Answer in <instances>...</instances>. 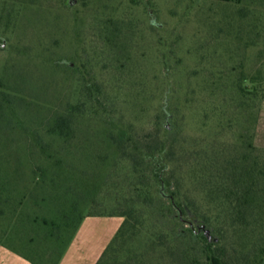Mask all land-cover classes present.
Wrapping results in <instances>:
<instances>
[{"label":"trees","instance_id":"trees-1","mask_svg":"<svg viewBox=\"0 0 264 264\" xmlns=\"http://www.w3.org/2000/svg\"><path fill=\"white\" fill-rule=\"evenodd\" d=\"M247 1L237 8L238 25L226 16L217 21L220 46L230 35L227 28L238 26L233 41L249 34L244 48L264 45V0ZM8 2L42 9L48 0H0L2 6ZM90 25L100 42L95 56L102 68L125 72L134 21L110 16ZM216 76L204 77L202 120H218L219 136L232 128L237 138L217 139L198 150L172 140L163 125L154 133L121 127L101 91L85 84L76 103L58 109L53 101L40 102L47 108L41 124L25 127L17 110L28 109L31 101L17 87L1 91L0 85V247L29 264H59L85 218L117 217L122 222L95 264H264V149L252 143L264 99V66L248 77L237 72L231 84L225 74ZM170 116L166 113L167 121ZM100 128L111 158L103 153L104 141L90 140ZM15 133L22 141L17 146L8 139ZM186 182L195 198L184 199ZM188 221L205 225L212 241L184 227Z\"/></svg>","mask_w":264,"mask_h":264},{"label":"rangeland","instance_id":"rangeland-1","mask_svg":"<svg viewBox=\"0 0 264 264\" xmlns=\"http://www.w3.org/2000/svg\"><path fill=\"white\" fill-rule=\"evenodd\" d=\"M84 1L88 9L81 0L72 7L64 6L61 0H48L47 7L42 9L21 8L10 2L5 6L0 4L1 91L17 87L26 101L38 103L35 110L30 109L36 107L33 102L25 104L28 109L17 110L16 118L21 125L41 124L47 111L41 104L43 101H53L58 109L67 103H76L80 85L85 84L92 86L93 91H101L102 100L106 99L108 110L113 112L114 120L121 127L130 125L135 131L154 133L163 125L167 136L190 150H198L217 139L235 142L238 131L234 134V129H226L231 133L219 136L218 120H202L199 101L207 94L205 76L225 74L231 84L237 72L242 71L248 77L254 75L257 68L263 69L264 45L244 48V41L251 37L249 34L244 36V41H233L239 26L227 28L230 35L223 45L218 44L222 34L215 39L216 30L221 26L217 21L223 16L237 20V8L247 0H239V4L235 0L229 3L216 0ZM208 15L212 24L206 19ZM110 16L133 20L137 30L131 61L125 63L128 69L123 68L122 74L112 68L103 69L95 56L100 42L95 39L90 23ZM236 24L238 20L233 22L234 26ZM2 43L5 45L1 46ZM230 50H234L235 56L229 59L226 53ZM63 59L65 64H53ZM233 68L237 72H232ZM168 112L171 116L167 121ZM254 129L252 143L264 149V99ZM17 131L20 132L15 128ZM8 139L15 141L13 146L22 142L16 133ZM90 140L104 141V155L111 154L106 150L103 129ZM66 157L62 158L68 163L70 159ZM183 193L184 199L196 197L188 182ZM196 202L200 203L199 197ZM184 218L189 219L187 213ZM91 221L96 222V226L89 239L95 242L98 253L110 242L107 235H101L104 232L102 223L108 220ZM183 225L188 227L186 223Z\"/></svg>","mask_w":264,"mask_h":264},{"label":"crops","instance_id":"crops-1","mask_svg":"<svg viewBox=\"0 0 264 264\" xmlns=\"http://www.w3.org/2000/svg\"><path fill=\"white\" fill-rule=\"evenodd\" d=\"M105 219L103 227L104 232L101 235L108 236L107 240H111L117 229L119 228L122 220L117 217H87L83 220L80 227L78 228L74 239L71 241L70 246L67 247L63 257L59 264H95L99 256L105 249L102 246L100 252L97 253V247L94 241H90V234L95 232L94 227L96 222L92 223L91 220ZM81 241L79 242V239ZM77 244V245H76ZM80 244V246H79ZM75 245V246H74ZM76 247H78L76 249ZM99 247V245H98ZM0 264H29L27 260L19 256L15 252L0 247Z\"/></svg>","mask_w":264,"mask_h":264},{"label":"water","instance_id":"water-1","mask_svg":"<svg viewBox=\"0 0 264 264\" xmlns=\"http://www.w3.org/2000/svg\"><path fill=\"white\" fill-rule=\"evenodd\" d=\"M66 3H67L68 6L72 7V6H74V5L77 3V0H66ZM4 45H5V43H2L1 46H4ZM69 64L72 65V63H69ZM168 198L170 199V201H171L172 204L174 205L173 198H172L171 196H168ZM176 209H177V211H178V213H179L178 215H179L180 220L183 221V222H187L186 220H184V219L182 218V212L179 211L178 208H176ZM188 225L191 227L192 230L195 231V233H202V234L204 235V237H205L209 242L212 241V235H211V232H210V230H208V229L206 228L205 225L199 224V225H197L196 227H194V223L191 222V221H188Z\"/></svg>","mask_w":264,"mask_h":264},{"label":"flooded vegetation","instance_id":"flooded-vegetation-1","mask_svg":"<svg viewBox=\"0 0 264 264\" xmlns=\"http://www.w3.org/2000/svg\"><path fill=\"white\" fill-rule=\"evenodd\" d=\"M64 64H65V62H64ZM68 66L71 67L72 65L68 64ZM194 227H196V225H194Z\"/></svg>","mask_w":264,"mask_h":264}]
</instances>
